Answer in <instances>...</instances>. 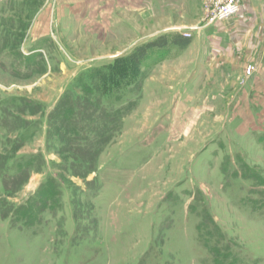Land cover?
Instances as JSON below:
<instances>
[{
  "label": "rangeland",
  "instance_id": "obj_1",
  "mask_svg": "<svg viewBox=\"0 0 264 264\" xmlns=\"http://www.w3.org/2000/svg\"><path fill=\"white\" fill-rule=\"evenodd\" d=\"M203 6L0 0V160L39 166L12 181L0 163V264H264V0L252 23L240 8L207 25ZM176 34L188 44L154 49L135 81L82 90L94 68ZM73 98L124 107L94 158L58 152L48 125Z\"/></svg>",
  "mask_w": 264,
  "mask_h": 264
},
{
  "label": "trees",
  "instance_id": "obj_2",
  "mask_svg": "<svg viewBox=\"0 0 264 264\" xmlns=\"http://www.w3.org/2000/svg\"><path fill=\"white\" fill-rule=\"evenodd\" d=\"M187 44L188 39L176 34L171 39H168L166 36H160L145 44L139 45L130 53L118 56L94 68L88 77L95 83L96 87L91 89V85L86 84L82 86V90L93 99H96L95 96L100 94V92L105 95H110L117 87L136 80L143 62L149 58L154 49L168 47L169 45L185 47ZM71 100L73 101H70V103L68 101L65 102L61 105L59 111L56 110L53 115L49 116L50 121H48V125L52 121L57 120V126L62 129V138L57 141V145L59 146L58 152H72L75 154L80 151L83 155L88 153L94 158L101 151L105 141L111 139L117 131V125L120 121L119 113L124 110V107H115L117 108L115 109L101 105L102 108L96 110L87 101L83 103L78 102L74 98ZM31 114L36 115L35 113ZM68 118L72 124L70 123L66 126ZM66 120L67 122H65ZM7 124L0 122V126H3L4 129L8 127ZM23 143H25L24 135H20L17 139V145ZM79 158H82V156L70 157L74 161ZM4 160L13 161L10 166H13L16 173L14 172L15 174L11 178L12 181L23 175H29L30 172L39 171L35 154H26L18 156L17 158L16 156H8L0 160V163ZM11 167L10 170L12 171L13 168ZM2 216L6 218L3 211Z\"/></svg>",
  "mask_w": 264,
  "mask_h": 264
},
{
  "label": "built area",
  "instance_id": "obj_3",
  "mask_svg": "<svg viewBox=\"0 0 264 264\" xmlns=\"http://www.w3.org/2000/svg\"><path fill=\"white\" fill-rule=\"evenodd\" d=\"M242 0H203L204 21L207 25L225 21L235 16L240 10ZM187 38L191 36V31L184 32Z\"/></svg>",
  "mask_w": 264,
  "mask_h": 264
},
{
  "label": "crops",
  "instance_id": "obj_4",
  "mask_svg": "<svg viewBox=\"0 0 264 264\" xmlns=\"http://www.w3.org/2000/svg\"><path fill=\"white\" fill-rule=\"evenodd\" d=\"M251 3H254V0H242L241 6H240L242 12H244L245 15H246V19L251 18L250 19L251 20L250 23H252L253 21H256L258 19L260 20L261 17H262V13L260 11L251 10ZM230 19L231 18H229V19L226 20V21L229 20L228 23L226 21L225 22L227 24L232 23L233 22V19L232 20H230ZM225 22H223V23H225Z\"/></svg>",
  "mask_w": 264,
  "mask_h": 264
}]
</instances>
